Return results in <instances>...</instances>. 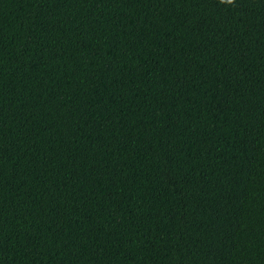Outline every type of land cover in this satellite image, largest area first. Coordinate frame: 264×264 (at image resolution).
<instances>
[{
  "label": "trees",
  "instance_id": "obj_1",
  "mask_svg": "<svg viewBox=\"0 0 264 264\" xmlns=\"http://www.w3.org/2000/svg\"><path fill=\"white\" fill-rule=\"evenodd\" d=\"M0 264H264V0H0Z\"/></svg>",
  "mask_w": 264,
  "mask_h": 264
},
{
  "label": "clouds",
  "instance_id": "obj_2",
  "mask_svg": "<svg viewBox=\"0 0 264 264\" xmlns=\"http://www.w3.org/2000/svg\"><path fill=\"white\" fill-rule=\"evenodd\" d=\"M237 0H218V3L220 5H226V6H235Z\"/></svg>",
  "mask_w": 264,
  "mask_h": 264
}]
</instances>
